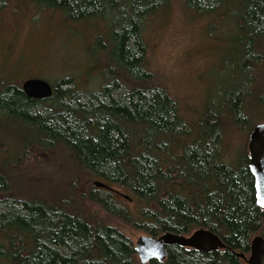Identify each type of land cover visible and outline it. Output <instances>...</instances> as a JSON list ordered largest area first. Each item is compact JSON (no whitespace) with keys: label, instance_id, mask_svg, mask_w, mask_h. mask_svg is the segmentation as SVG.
<instances>
[{"label":"trees","instance_id":"1","mask_svg":"<svg viewBox=\"0 0 264 264\" xmlns=\"http://www.w3.org/2000/svg\"><path fill=\"white\" fill-rule=\"evenodd\" d=\"M12 1L0 0V12ZM22 1L78 31L88 61L102 54L96 71L104 83L86 94L71 75L55 84L51 98L34 100L19 84L0 81V120L20 124V158L63 151L79 169L69 180L89 174L118 186L134 209L92 186L78 196L74 185L50 189L53 195L15 191L10 157L0 163V264H140L132 240L91 215L87 201L151 236L203 228L230 247L200 254L172 247L163 263L149 264H242L234 252L248 253L251 237L264 233V208L256 204L248 152H231L225 133L247 122V87L264 54V0H180L185 11L213 19L211 35L224 20L239 32L234 73L246 77V86L232 96L223 92L200 115L185 113L147 66L145 34L175 0L14 3L19 8Z\"/></svg>","mask_w":264,"mask_h":264},{"label":"rangeland","instance_id":"2","mask_svg":"<svg viewBox=\"0 0 264 264\" xmlns=\"http://www.w3.org/2000/svg\"><path fill=\"white\" fill-rule=\"evenodd\" d=\"M15 1L12 5L9 2V6L1 8L3 12H0V81L6 79L22 87L26 80L40 78L55 86L61 79L74 75L80 92L100 91L104 77L96 70H99L103 55L97 53L95 59L88 61L81 34L68 31L59 15L40 10L25 1L20 2L18 8ZM212 20L185 11L182 1L175 0L166 13L155 18L145 34L148 70L180 103L185 113L200 115L208 103L212 104L222 94L232 96L246 86V77L234 73V64L237 68L239 63L235 59L240 42L238 30L224 20L218 23L217 32L211 35L208 28ZM86 35L88 32L84 31L82 37ZM250 78L253 81L247 87L248 94L244 100L247 122L243 127L239 125L225 133V140L233 153L243 152V149L248 152L251 131L264 122V54ZM225 124L232 127L233 120L226 119ZM21 134L19 123L0 120V163H8L10 157L15 160L6 165L15 191L53 195L51 190L62 187L61 190L65 191L74 185L78 196L92 186L94 179L89 174H79V178L69 180L79 169L63 151L53 157L31 151L26 158H20ZM47 162L39 166V163ZM111 188L118 202L130 210L134 209V202L126 199L123 189L118 186ZM85 207L91 215L122 231L133 243L141 236L149 235L130 224L108 218L88 201ZM257 236L264 237L263 230L254 234L251 241ZM245 256L249 258L250 252ZM242 264L247 263L242 261Z\"/></svg>","mask_w":264,"mask_h":264},{"label":"water","instance_id":"3","mask_svg":"<svg viewBox=\"0 0 264 264\" xmlns=\"http://www.w3.org/2000/svg\"><path fill=\"white\" fill-rule=\"evenodd\" d=\"M24 94L34 100H46L54 95L55 89L44 79L33 78L26 80L22 85ZM248 152L250 157V172L254 178L257 204L264 208V123L258 124L249 136ZM95 189L112 191L113 189L101 181L92 184ZM129 199L128 196H126ZM131 200V199H129ZM134 247L140 264H149L151 261L163 263L168 256V248L182 247L202 253L225 250L224 241L208 229H197L191 235H181L171 232L160 236L143 235ZM238 256L247 264H263L264 237L257 236L251 241L250 257L242 253Z\"/></svg>","mask_w":264,"mask_h":264},{"label":"flooded vegetation","instance_id":"4","mask_svg":"<svg viewBox=\"0 0 264 264\" xmlns=\"http://www.w3.org/2000/svg\"><path fill=\"white\" fill-rule=\"evenodd\" d=\"M53 86V85H52ZM22 88V87H21ZM53 88L55 89V86H53ZM248 157H249V152H248ZM249 161H250V157H249ZM249 164H250V162H249ZM254 189H255V187H254ZM116 194V193H115ZM255 199H256V192H255ZM256 204H257V200H256ZM258 205V204H257ZM258 206H260V205H258ZM261 207V206H260ZM186 236H189L188 234L186 235ZM250 245H251V242H250ZM227 246V245H226ZM180 248H182V247H180ZM169 249L170 248H168V252H169ZM184 249H186L187 251H193V252H197L198 254H200V253H202V252H198V251H196V250H192V249H188V248H184ZM227 249H229L230 250V247H228L227 246V248L225 249V250H227ZM250 252V251H249ZM234 254L238 257V258H240L239 256H238V254H240V253H238V252H234ZM242 254H244L245 255V253H242ZM240 260L241 261H243L244 262V260L243 259H241L240 258ZM246 263V262H245ZM263 264H264V259H263Z\"/></svg>","mask_w":264,"mask_h":264}]
</instances>
